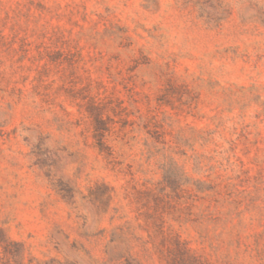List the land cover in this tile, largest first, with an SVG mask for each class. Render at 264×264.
Wrapping results in <instances>:
<instances>
[{"label":"rangeland","instance_id":"rangeland-1","mask_svg":"<svg viewBox=\"0 0 264 264\" xmlns=\"http://www.w3.org/2000/svg\"><path fill=\"white\" fill-rule=\"evenodd\" d=\"M176 239L264 264V0H0V264Z\"/></svg>","mask_w":264,"mask_h":264},{"label":"trees","instance_id":"trees-1","mask_svg":"<svg viewBox=\"0 0 264 264\" xmlns=\"http://www.w3.org/2000/svg\"><path fill=\"white\" fill-rule=\"evenodd\" d=\"M101 123L103 120L100 121ZM94 137L97 140L100 151H106L105 132L106 128H97ZM3 241V240H2ZM168 264H210L200 259L195 253L187 248L186 244L176 239L173 248L168 250Z\"/></svg>","mask_w":264,"mask_h":264}]
</instances>
